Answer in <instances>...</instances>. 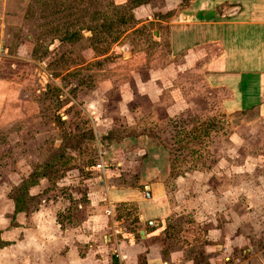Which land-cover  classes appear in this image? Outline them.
Here are the masks:
<instances>
[{
    "label": "rangeland",
    "instance_id": "obj_1",
    "mask_svg": "<svg viewBox=\"0 0 264 264\" xmlns=\"http://www.w3.org/2000/svg\"><path fill=\"white\" fill-rule=\"evenodd\" d=\"M51 1L62 13L80 7L57 15L77 22L71 30L79 29V40L56 30L45 0H0V239L7 243L0 264H32L17 261L28 242H70L56 233L59 216L63 232L86 236L90 217L105 220L99 242L113 232L123 250H153L169 264H226L227 257L231 264H264V123L235 132L200 65L173 60L164 27L140 25L149 16L169 19L173 12L161 13L162 0L134 9L131 0ZM193 117L209 124L214 141L188 149L200 150L211 169H192L185 157L171 179L168 152L132 133L148 121L164 127ZM222 127L231 129L227 140ZM56 154L55 169L31 190L38 209L14 218L10 193ZM141 209L157 216L158 232L148 241L139 234L152 228ZM226 243L228 252L221 251ZM146 262L142 254L139 264Z\"/></svg>",
    "mask_w": 264,
    "mask_h": 264
},
{
    "label": "crops",
    "instance_id": "obj_2",
    "mask_svg": "<svg viewBox=\"0 0 264 264\" xmlns=\"http://www.w3.org/2000/svg\"><path fill=\"white\" fill-rule=\"evenodd\" d=\"M161 3L162 14L173 12L169 19L154 20L149 16L143 18L140 25H161L173 60L185 59L188 64L200 65L206 86L217 91L220 107L233 123L235 132L245 126L264 123V0H191L187 3L162 0ZM108 214L113 220V207ZM160 216H167L165 209ZM155 217L152 211L141 209V221L150 222L152 226L151 231L140 230L141 240L148 241L158 232L152 222ZM97 218L92 216L83 225L88 228V236L81 233V229L65 233L56 221V233L61 237L65 235L63 241L68 238L70 242H28L29 251L17 254V261L29 258L32 264H139L143 254L147 264H169L153 250H141L136 246L129 252L123 250V243L113 232L107 231L103 242H99L97 235L105 220ZM114 223L115 220V227ZM72 239L76 241L71 242ZM234 243L236 246L243 244ZM3 244L0 248L7 246ZM21 245L27 246L20 243L19 247ZM227 245L219 248L228 252ZM227 260L231 261L229 257L225 258Z\"/></svg>",
    "mask_w": 264,
    "mask_h": 264
},
{
    "label": "trees",
    "instance_id": "obj_3",
    "mask_svg": "<svg viewBox=\"0 0 264 264\" xmlns=\"http://www.w3.org/2000/svg\"><path fill=\"white\" fill-rule=\"evenodd\" d=\"M152 0H131L132 6H130V9L139 8L142 6H147L150 4ZM191 0H183V3H187ZM51 0H45L46 3V10L45 13H48L49 9V16L51 18L55 17L54 19H51L53 23L57 27L56 30L59 32L60 29L64 30V35L66 36V40L71 41H77L80 39V31L79 29L71 30L72 26L75 25L77 22L73 21H65L62 20V22L58 21L57 15H61L63 13L70 12V15H74L75 12L80 9V7H76V10L74 7H66L63 10L57 9L54 6L50 5ZM60 7V6H59ZM61 8V7H60ZM121 6L119 9H122ZM124 11V10H123ZM126 11V10H125ZM81 12V9H80ZM89 24V23H85ZM98 30L99 28L104 29V25L102 26H95ZM88 30L92 27H88ZM81 30V29H80ZM225 123L227 122L229 125V118L226 116V114H223ZM227 117V118H226ZM199 117H193L192 119H170L168 120L164 127L160 125L159 123L148 121L145 126H141L139 130L136 132H133L132 135L135 136H146L151 139L156 140L169 154L170 158V166H171V179H173L175 176H177L179 173V168L181 169V165L186 164V158H190L194 162V167L192 169H195L197 167L198 170L202 171L204 169H211L210 166H205L203 163L200 162V157L197 156L199 154L200 150H189L188 147L191 146L196 141H205V138H210L211 134H214L212 130H210L209 124L202 123L203 127L206 126L208 129L201 128L202 125H198ZM150 126V127H149ZM148 127V128H147ZM219 131H221L222 139L227 140L231 133V129H224L219 128ZM131 135V134H128ZM131 137V136H130ZM123 138H127V135L124 134ZM113 139V137L111 138ZM212 137L208 140L209 144L213 143ZM228 143V142H227ZM207 147V145H205ZM229 146L228 144L226 145ZM175 151V152H173ZM61 154H56L51 160L47 161L43 165L37 167L29 176V178L25 179L19 186L14 188L12 192L10 193V199L12 200L14 204V218L18 214H29L31 212H34L38 209V205H35L38 203V198L31 195V190L33 188H36L39 186L42 179L46 178L49 171L55 169L56 163L58 162ZM212 159V152L207 154L206 160ZM215 161H217L215 159ZM181 162V163H180ZM176 167V168H175ZM64 216L58 217V224L61 226L62 230H64L65 223L63 221ZM66 219L72 222L71 215H67ZM3 242L0 239V247H3Z\"/></svg>",
    "mask_w": 264,
    "mask_h": 264
},
{
    "label": "built area",
    "instance_id": "obj_4",
    "mask_svg": "<svg viewBox=\"0 0 264 264\" xmlns=\"http://www.w3.org/2000/svg\"><path fill=\"white\" fill-rule=\"evenodd\" d=\"M97 169H104V166L101 165V164H99V165L97 166ZM226 262H227L226 264H231V263H232L230 260H227Z\"/></svg>",
    "mask_w": 264,
    "mask_h": 264
},
{
    "label": "water",
    "instance_id": "obj_5",
    "mask_svg": "<svg viewBox=\"0 0 264 264\" xmlns=\"http://www.w3.org/2000/svg\"><path fill=\"white\" fill-rule=\"evenodd\" d=\"M146 191L148 192V194H147L148 198H151V194L149 192L150 191V187L149 186L146 187ZM141 234L143 235L144 232H142Z\"/></svg>",
    "mask_w": 264,
    "mask_h": 264
}]
</instances>
